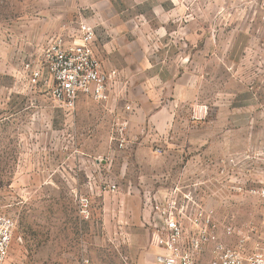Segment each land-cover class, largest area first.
Instances as JSON below:
<instances>
[{"label":"rangeland","instance_id":"rangeland-1","mask_svg":"<svg viewBox=\"0 0 264 264\" xmlns=\"http://www.w3.org/2000/svg\"><path fill=\"white\" fill-rule=\"evenodd\" d=\"M83 23L123 79L68 110L43 55ZM262 189L264 0H0L4 264H160L150 236L171 212L188 240L217 223L206 264L236 241L225 224L264 235Z\"/></svg>","mask_w":264,"mask_h":264},{"label":"built area","instance_id":"built-area-1","mask_svg":"<svg viewBox=\"0 0 264 264\" xmlns=\"http://www.w3.org/2000/svg\"><path fill=\"white\" fill-rule=\"evenodd\" d=\"M96 31L90 23H83L78 42L66 45L64 39L57 38L46 49L43 63L49 75L53 99L68 110L76 107L81 94L90 95L96 100L108 98V80L117 81L119 73L104 72L103 64L94 50ZM36 71L35 76H40ZM129 108V106L127 107ZM125 124V122L123 123ZM124 127L120 129V142L126 141ZM264 194V189H262ZM163 225L152 230L150 244L159 249L156 260L160 264H198V252L207 240L208 228L217 223L207 217L204 229L198 236L185 238V229L179 217L171 212L165 216ZM14 223L0 212V264H4L9 254ZM228 237L236 241H218L212 250L210 264H264V235L250 246L256 229L250 224L237 227L233 223L223 226Z\"/></svg>","mask_w":264,"mask_h":264},{"label":"crops","instance_id":"crops-1","mask_svg":"<svg viewBox=\"0 0 264 264\" xmlns=\"http://www.w3.org/2000/svg\"><path fill=\"white\" fill-rule=\"evenodd\" d=\"M97 36V35H96ZM94 50H95V53L97 55V57L100 59L101 63L103 64V68L106 66V56H104V54H101L98 50V46H97V38H96V41L94 43ZM105 63V64H104ZM106 68V67H105ZM122 76L120 75L119 73V77H118V80L116 82H120L122 80ZM198 264H201V262H199V259H198ZM206 264H210V261H208Z\"/></svg>","mask_w":264,"mask_h":264}]
</instances>
